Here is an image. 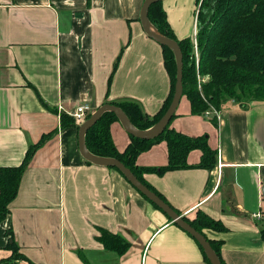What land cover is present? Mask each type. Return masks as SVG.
<instances>
[{
	"label": "crops",
	"instance_id": "obj_1",
	"mask_svg": "<svg viewBox=\"0 0 264 264\" xmlns=\"http://www.w3.org/2000/svg\"><path fill=\"white\" fill-rule=\"evenodd\" d=\"M143 2L0 0V167L21 165L48 136L0 222V260L11 256L9 232L24 257L11 264H211L119 172L82 158L75 123L61 125L84 104L132 102L150 119L161 110L170 79L161 46L142 29ZM162 7L175 39L194 41L196 0ZM216 113L192 115L182 96L170 121L174 131L206 139L213 168H198L194 150L187 168L143 178L180 216L200 211L221 223L222 231L203 230L219 243L221 264H264V102L226 99ZM110 134L124 152L131 140L118 121ZM166 164L165 142L136 158L138 167ZM100 230L125 240L127 251L104 249Z\"/></svg>",
	"mask_w": 264,
	"mask_h": 264
},
{
	"label": "trees",
	"instance_id": "obj_2",
	"mask_svg": "<svg viewBox=\"0 0 264 264\" xmlns=\"http://www.w3.org/2000/svg\"><path fill=\"white\" fill-rule=\"evenodd\" d=\"M196 5L198 6L196 14L197 62L192 54L194 48L192 41L189 38L181 41L175 39L167 22L162 2L151 5L147 12L148 20L152 26L161 35L176 41L179 45L183 62V96L190 103L192 115H203L210 109L216 112L226 99L264 102V0H196ZM161 48L164 67L170 79V92L161 110L150 119L135 103H112L123 111L137 130H148L155 125L165 114L174 93L175 58L170 49L164 46ZM196 74L207 75L209 80L197 82ZM113 122H117L115 115L109 112L104 113L86 132L84 141L87 150L96 157L110 158L121 162L142 184L166 204L168 203L165 199L144 180V174L162 175L167 171L185 169L188 167L187 156L194 150L201 152L198 168L210 170L216 163V152L209 148L204 137H189L180 134L170 128V123L162 133L150 140L138 139L129 135L131 142L126 150L120 153L111 139L110 126ZM61 125L63 127L75 126L72 118L68 116H62ZM47 137H43L39 143L27 150L21 165L0 167V222L4 221L9 214V205L17 194L18 185L27 164L35 150L43 144ZM160 142L166 144L167 164L155 168L138 167L136 165L137 156ZM142 197L147 200L144 196ZM176 213L178 214V212ZM183 218L203 236L205 229L212 231L224 229L221 223L200 211L192 220L187 217ZM99 233L97 239L104 249L118 254L127 251L129 244L118 235L105 230H100ZM7 236H9V240L6 247L11 251V256L8 259L0 260V264H11V261L24 260L12 235L7 232ZM261 236L264 241V232ZM207 241L219 257V243ZM203 255L206 258L204 252Z\"/></svg>",
	"mask_w": 264,
	"mask_h": 264
},
{
	"label": "water",
	"instance_id": "obj_3",
	"mask_svg": "<svg viewBox=\"0 0 264 264\" xmlns=\"http://www.w3.org/2000/svg\"><path fill=\"white\" fill-rule=\"evenodd\" d=\"M165 0H144L143 5L140 10V23L143 31L148 38L158 43L160 46L167 47L171 50L174 55L176 63V80L174 86V93L165 114L162 118L153 125L148 130H137L128 120L123 111L112 104H105L100 108L94 110V112L80 125L78 128V147L82 158L93 164L106 168H115L118 170L127 182L142 196H144L150 203L156 206L160 211H162L175 225L180 227L183 231L189 234L201 247L207 259L211 264H221L218 256L213 251L209 242L201 233L197 232L192 228L183 216L178 215L168 204H166L161 198H159L154 192L149 190L144 184H142L133 173L126 168L121 162L110 158H100L92 155L86 148L84 137L86 132L101 118L104 113H112L117 118V121L121 124L123 129L129 134L138 139L150 140L162 133L167 125L170 123L171 119L175 115L177 106L183 96L182 88V71L183 62L182 54L179 45L176 41L168 39L161 35L149 22L147 17L148 8L158 2H163Z\"/></svg>",
	"mask_w": 264,
	"mask_h": 264
},
{
	"label": "built area",
	"instance_id": "obj_4",
	"mask_svg": "<svg viewBox=\"0 0 264 264\" xmlns=\"http://www.w3.org/2000/svg\"><path fill=\"white\" fill-rule=\"evenodd\" d=\"M211 111L214 112L215 116L217 115V113L212 109L206 111L203 115L208 116ZM93 112H94V108L92 106H90L89 104H84L82 106L76 107L68 115L70 118H72L75 125L80 126ZM255 217L259 218L260 215L256 214Z\"/></svg>",
	"mask_w": 264,
	"mask_h": 264
},
{
	"label": "rangeland",
	"instance_id": "obj_5",
	"mask_svg": "<svg viewBox=\"0 0 264 264\" xmlns=\"http://www.w3.org/2000/svg\"><path fill=\"white\" fill-rule=\"evenodd\" d=\"M198 8V7H197ZM192 41V40H191ZM193 45H194V48L192 50V54L195 58V62H197V59H198V53H197V49H196V37H195V40L192 41ZM196 78H197V82H206L207 80H209V76L205 75V76H199L198 74H196ZM262 102V101H260Z\"/></svg>",
	"mask_w": 264,
	"mask_h": 264
}]
</instances>
